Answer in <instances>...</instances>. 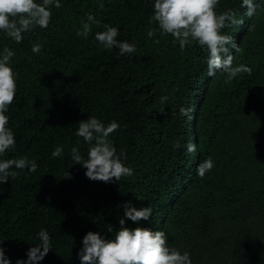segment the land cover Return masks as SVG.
Instances as JSON below:
<instances>
[{"label": "trees", "instance_id": "trees-1", "mask_svg": "<svg viewBox=\"0 0 264 264\" xmlns=\"http://www.w3.org/2000/svg\"><path fill=\"white\" fill-rule=\"evenodd\" d=\"M240 3L219 0L216 9L235 13L221 31L239 46L230 49L233 63L249 68L232 80L219 71L209 77L207 52L195 43L181 51L170 34L147 37L156 27L149 0H61L47 28L19 43L0 33L17 74L7 113L16 142L0 159L27 156L38 165L13 169L0 184V241L11 264L27 258L41 228L51 249L37 264H80L83 236L111 238L125 201L152 209L148 220L126 218L125 226L163 229L192 264H264V0H252L251 10ZM88 13L99 23L77 36ZM106 25L136 51L102 49L95 33ZM33 42L42 43L39 54ZM88 116L119 124L110 139L132 175L90 180L74 164L73 146L87 152L75 129ZM57 146L63 155L52 157ZM206 158L214 166L200 177Z\"/></svg>", "mask_w": 264, "mask_h": 264}, {"label": "clouds", "instance_id": "clouds-1", "mask_svg": "<svg viewBox=\"0 0 264 264\" xmlns=\"http://www.w3.org/2000/svg\"><path fill=\"white\" fill-rule=\"evenodd\" d=\"M153 9L148 18L151 25L147 37L156 36L157 30L161 36L171 35L173 43H178L181 51L193 43L207 52V74L214 76L218 71L226 74L232 80L249 68L244 64H234L230 49L237 50L235 39L221 30L228 23H236L235 13L229 9L217 12L219 0H149ZM61 0H0V33L11 38L16 43L21 42L23 34L36 27L47 28L52 15V7L59 8ZM241 7L251 10L252 0H241ZM87 18L81 20L77 36L87 37L92 25L99 21L93 14H86ZM118 28L106 25L104 30L95 33V40L102 49H119L121 55L136 51V45L124 40H118ZM42 43L33 42L31 52L39 54ZM15 55L12 48L5 45L0 49V156L15 146V134L8 126L7 115L9 105L17 92L16 77L10 60ZM167 95L160 96L161 103L167 101ZM181 115H187L188 109L181 107ZM119 127L113 120L107 124L95 116H88L80 120L75 129V135L81 137L88 145L86 154H82L77 146L70 149L74 164L85 169V176L90 180L103 182L118 181L121 177L132 175L133 169L123 163V152L117 155L116 148L110 139V134ZM193 151L195 146H187ZM63 155V148L57 146L51 152L52 157ZM214 166L211 158H206L196 167V174L203 177ZM35 160L27 156L0 159V184L15 177L17 172L13 169L28 173L37 170ZM123 216L119 219V229L111 238H105L99 232L88 231L82 238L81 248L77 252L80 264H192L190 253L185 250L170 247L168 236L163 229H150L147 227H127L125 219L138 222L148 220L152 214L149 206L135 207L130 201L122 205ZM109 232L113 229L109 227ZM39 242L27 250L26 259H17L15 264H37L42 261L51 249L50 236L46 229L41 228L37 234ZM0 264H11L6 255L3 241H0Z\"/></svg>", "mask_w": 264, "mask_h": 264}]
</instances>
